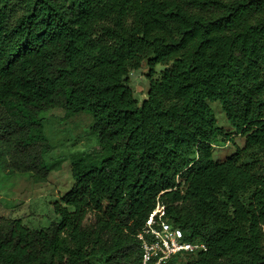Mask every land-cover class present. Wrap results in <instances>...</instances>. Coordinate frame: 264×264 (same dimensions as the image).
Instances as JSON below:
<instances>
[{
  "label": "trees",
  "instance_id": "16d2710c",
  "mask_svg": "<svg viewBox=\"0 0 264 264\" xmlns=\"http://www.w3.org/2000/svg\"><path fill=\"white\" fill-rule=\"evenodd\" d=\"M145 60L165 67L139 104L127 76ZM55 107L88 110L100 148L68 157L58 220L0 217V264H141L158 205L206 246L185 264H264V174L245 160L264 151V0H0L4 169H61L41 116ZM235 134L244 146L214 159Z\"/></svg>",
  "mask_w": 264,
  "mask_h": 264
},
{
  "label": "rangeland",
  "instance_id": "374dc122",
  "mask_svg": "<svg viewBox=\"0 0 264 264\" xmlns=\"http://www.w3.org/2000/svg\"><path fill=\"white\" fill-rule=\"evenodd\" d=\"M163 64H151L143 61L141 67L131 70L127 76V83L133 90L134 97L139 104L147 98L150 78H157L164 69ZM215 111L217 123L227 130H232L219 102H211ZM44 132L48 137L52 149L46 158L64 155L67 158L74 152L99 149L97 134L93 129L95 119L88 110L67 116L61 107L51 108L42 113ZM245 137L233 135V140L215 144L213 157L223 160L232 154L237 146H244ZM257 167L264 174V151L255 156H245V160H256ZM70 159H66L61 169L53 170L43 181H35L29 172L4 169L0 165V217L20 218L30 228H42L50 225L59 216L54 211V203L68 192L75 180L71 176ZM158 209V208H157ZM160 211V210H159ZM188 256H180L177 264H185ZM104 258L93 259L94 264H106Z\"/></svg>",
  "mask_w": 264,
  "mask_h": 264
},
{
  "label": "built area",
  "instance_id": "2783aa9c",
  "mask_svg": "<svg viewBox=\"0 0 264 264\" xmlns=\"http://www.w3.org/2000/svg\"><path fill=\"white\" fill-rule=\"evenodd\" d=\"M164 213V207L158 205L138 235L142 248L141 264H169L174 257L206 249L203 243L186 240L180 228L162 218Z\"/></svg>",
  "mask_w": 264,
  "mask_h": 264
}]
</instances>
